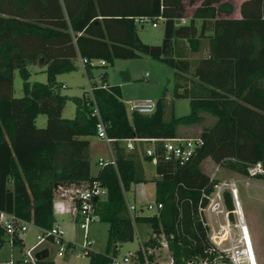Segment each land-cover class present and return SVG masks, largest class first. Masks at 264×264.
Masks as SVG:
<instances>
[{
    "label": "trees",
    "instance_id": "trees-1",
    "mask_svg": "<svg viewBox=\"0 0 264 264\" xmlns=\"http://www.w3.org/2000/svg\"><path fill=\"white\" fill-rule=\"evenodd\" d=\"M196 1L192 15L179 24L175 20L181 18L180 0H141L138 14L109 9L99 14L95 0H34L43 5V17L37 22L0 8L6 13L0 14L1 210L49 228L56 219L53 199L59 188L98 181L107 194L93 205L98 220L108 224L107 241L105 251L88 252L89 264H106L122 243L132 241L133 220L149 224L152 233L164 234L173 264H232L209 239L199 212L217 184L200 164L210 158L245 175L257 163L264 166V0H243L238 17L227 16L232 11L229 2L189 0V4ZM137 16L161 19L160 44L140 39ZM202 39L208 41L207 54L189 58L187 53L196 52ZM180 40L183 48L177 45ZM141 54L174 69L175 95L189 99L191 112L164 120L163 97L156 100L152 113L130 112L118 86L107 85L105 79L93 85L107 135L115 139L111 145L115 165H98L93 175L89 161L97 121L91 115L93 101L89 94L75 97L74 117H63L65 97L55 77L74 69L79 57L111 62ZM30 63L44 66L47 82L28 81ZM15 69L23 78L20 97L12 95ZM199 111L216 117L199 133L202 145L184 165L160 159L153 166L154 200L162 207L151 214L137 213L132 220L125 192L132 184L148 181L143 166L147 142H134L128 150L123 139L181 137L178 127L197 122ZM38 114L46 115L44 127L36 125ZM154 145L160 148L161 143ZM223 198L232 210L227 191ZM15 244L23 241L17 239ZM37 263L54 264L47 257Z\"/></svg>",
    "mask_w": 264,
    "mask_h": 264
},
{
    "label": "rangeland",
    "instance_id": "rangeland-1",
    "mask_svg": "<svg viewBox=\"0 0 264 264\" xmlns=\"http://www.w3.org/2000/svg\"><path fill=\"white\" fill-rule=\"evenodd\" d=\"M231 1L232 11L228 15H238L239 6L243 0ZM183 6V17L187 21L191 12ZM137 31L140 39L148 44H160L163 37V23L159 22L156 28L152 27L150 22L138 25ZM184 41L180 40L177 45L183 48ZM208 51V41L201 40L200 48L196 52H188L189 58L204 56ZM96 65L88 70L83 68L78 58L74 60V69L62 71L55 77V85L60 94L65 97V103L62 109V116L72 118L75 115L76 104L75 97H83L89 94V84L101 85L105 79L108 85H116L120 88L121 99L124 101L151 98L156 101L164 98V120H170L173 117H180L191 112L190 101L187 98L175 95L174 69L166 65L161 60L141 54L135 58H114L111 62L106 61L100 65L96 60ZM29 82H47V75L39 63H30L27 65ZM104 75V76H103ZM14 97L23 95V78L18 69L13 73ZM200 119L190 125H180L178 135L181 137L198 136L202 129L211 126L216 117L206 111H199ZM36 125L44 127L46 124V115L38 114ZM94 141L91 154L89 155L91 173L95 174L99 168L97 161L99 157L108 158L109 150L106 143L96 137L91 138ZM147 177H151L154 168L147 161L143 162ZM200 169L209 175L217 184L214 192L210 195L209 202L212 203V209L201 211L200 215L208 229L209 239L214 238L220 245L226 248V254L229 256L235 250L244 251L243 226L247 225L252 244L255 251L257 264H264V166L255 171V173L240 174L227 168L223 163L217 164L210 158H206L201 164ZM259 175L260 177H258ZM151 179V178H150ZM233 190L236 191L235 196ZM227 191L230 196L232 210H229L223 198V192ZM57 194V192H56ZM155 189L151 184H132L130 189L125 192L127 204L137 207L143 206L148 202H154ZM153 211L143 208V214H151ZM64 219V217H63ZM65 231V238L73 240L74 247L65 251L64 256L57 255L58 245L47 243L49 254L48 259L54 264H89V257L82 256L80 242L83 231L77 226L72 228L71 222L67 217L63 220L58 218ZM108 224L96 220L89 225L88 235L94 240L92 249L103 252L106 248ZM37 229L29 227L23 236V244L11 245L6 238L0 245V262H6L10 259L20 257L22 247L31 246L36 238ZM152 235V229L149 224L136 222L134 224V237L132 241L124 242L118 247V253L123 254L127 250H135L141 241L148 240ZM168 253L164 252L161 258L162 262L168 261ZM231 260V259H230ZM239 264H250L247 254L237 256Z\"/></svg>",
    "mask_w": 264,
    "mask_h": 264
},
{
    "label": "built area",
    "instance_id": "built-area-1",
    "mask_svg": "<svg viewBox=\"0 0 264 264\" xmlns=\"http://www.w3.org/2000/svg\"><path fill=\"white\" fill-rule=\"evenodd\" d=\"M180 22H183L182 18H179ZM138 24L144 25L150 22L152 27L158 25L156 18H149L147 16H139L135 20ZM96 60L100 65L105 64L104 59H91L88 60L84 57H79L83 68L87 66L93 67L96 65ZM94 86L89 84V96L93 101L91 115L97 118L95 123V137L103 140L108 146L109 157H99L97 164L103 166L105 164L115 165V157L112 151V142L114 138L107 135L106 124L102 119L100 110L95 103L93 97ZM124 104L128 111L138 112L141 114L152 113L156 106V101L151 98L132 99L124 101ZM147 142L144 144L143 155L147 157V162L155 166L160 159L164 161H176L180 165H184L189 162L195 153V150L202 145V139L199 136L194 137H175V138H150V139H139V138H126L123 142L126 143L128 150L133 149L134 142L143 141ZM155 142H160V148H156ZM261 169V164L257 163L253 168L249 170L250 173ZM73 185V184H72ZM68 187L59 188V192L55 194L53 199V214L55 215V221L49 228H43L34 225L32 222L18 218L13 213L6 212L0 209V240L4 238L11 245H15L17 239L23 241V236L29 227L37 229L35 236V242L29 247H22L20 251V257L17 259H10L6 262H0V264H38L36 254L43 249H48L46 244L52 243L58 245L57 255L64 256L65 251L74 247L73 240L65 238V231L60 224L58 218L69 216L71 219L72 228L77 226L83 231L82 240L80 242V248L82 256L87 255L92 249L94 240L88 235V228L92 222L98 220L97 215L94 211L93 202L98 198H103L107 194V189L98 181L91 183L86 182L79 186L73 185ZM127 210L131 217L134 219L135 214L142 213L143 208L147 210L157 212L162 204L160 202H148L143 206L137 207L132 204H127ZM208 208L212 209V203H208L206 207L200 208L201 211H209ZM135 224L133 220V225ZM205 224V223H204ZM153 238L155 242L147 243V241ZM146 241L139 239V245L135 250H127L123 254L117 253L116 255H110L109 260L106 264H173V258L169 250L168 240L164 234L152 233L151 237ZM214 246L221 252L225 253L226 248L222 247L219 242L214 238L210 239ZM164 252H167L168 261L162 262L161 258ZM49 254V251H48ZM243 254L239 250H235L231 253L230 259L232 264H239L237 256ZM246 254V253H245Z\"/></svg>",
    "mask_w": 264,
    "mask_h": 264
},
{
    "label": "crops",
    "instance_id": "crops-1",
    "mask_svg": "<svg viewBox=\"0 0 264 264\" xmlns=\"http://www.w3.org/2000/svg\"><path fill=\"white\" fill-rule=\"evenodd\" d=\"M95 1H96L95 5L97 7L99 14H103V12H101V11H104V10H105V12H108L107 9L112 10L116 13L126 12L128 14H138L141 11V4H142L141 0H95ZM180 1L185 6V9L190 11L191 15H192L194 8H195V6H197L198 2L196 1L194 4L190 5L189 0H180ZM222 1L229 2L230 4L232 3L231 1H228V0H222ZM35 2H34V0H2L0 2V8H4V10H5V12H7V14L13 13V14L18 15L19 18H21L22 20L37 22L38 20H40L41 17H43V5H41L40 3L38 4V2L37 3H35ZM73 5L74 4L72 2H69L70 7H74ZM0 14L6 15V13H4L2 11H0ZM180 16H181L183 22L186 21L185 18L183 17V13H181ZM190 16H188V18ZM227 16H230V17L240 16V6H239V14L238 15H228L227 14ZM98 17L100 19L101 15H99ZM137 17H139V16H137ZM136 18L134 19V21L136 20ZM159 22H161V19L157 20V23H159ZM138 25H140V24L137 23V27H138ZM143 27H144V25L141 24V28H143ZM156 27H154V28H156ZM137 34L139 36L138 31H137ZM39 64L41 65V67L44 70V66L41 63H39ZM104 83H106V81ZM139 99H141V98H139ZM93 143H94V141L90 140L89 155L91 154V148H92ZM95 174H93V175H95ZM145 175H146V173H145ZM153 175H154V173L151 174V177ZM150 178L147 177L148 181L144 182V183H140V184L147 185V184L152 183L153 188L155 189V184H154V182L150 181ZM71 186H73V185H70L67 187L70 188ZM68 188H66V189H68ZM58 192H59V190L57 191V193ZM66 217H67V221H69V223H70L71 222L70 217L64 216V219ZM64 219L61 218V220H63V221H64Z\"/></svg>",
    "mask_w": 264,
    "mask_h": 264
},
{
    "label": "bare ground",
    "instance_id": "bare-ground-1",
    "mask_svg": "<svg viewBox=\"0 0 264 264\" xmlns=\"http://www.w3.org/2000/svg\"><path fill=\"white\" fill-rule=\"evenodd\" d=\"M233 193L235 196L236 191L233 190ZM242 231H243V241L245 240V242H244L245 248H244L243 254H245V253L247 254V259L250 262V264H257V260H256L255 251H254V247L252 244L250 232H249V229H248L246 224H244Z\"/></svg>",
    "mask_w": 264,
    "mask_h": 264
},
{
    "label": "water",
    "instance_id": "water-1",
    "mask_svg": "<svg viewBox=\"0 0 264 264\" xmlns=\"http://www.w3.org/2000/svg\"><path fill=\"white\" fill-rule=\"evenodd\" d=\"M175 23L176 24H179L180 23V19L179 18H177L176 20H175ZM157 177V176H156ZM46 257H48V249H43V250H41L40 252H38L37 254H36V258H37V260H41V259H44V258H46Z\"/></svg>",
    "mask_w": 264,
    "mask_h": 264
}]
</instances>
